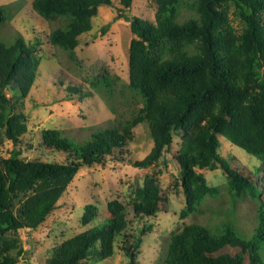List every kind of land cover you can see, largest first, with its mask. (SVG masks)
Listing matches in <instances>:
<instances>
[{
    "label": "trees",
    "instance_id": "trees-1",
    "mask_svg": "<svg viewBox=\"0 0 264 264\" xmlns=\"http://www.w3.org/2000/svg\"><path fill=\"white\" fill-rule=\"evenodd\" d=\"M117 1L115 18L129 22L135 34L128 49V88L142 106L84 141L59 130L42 135L43 144L65 154L62 161L22 156L27 132L22 100L38 73L39 42L29 44L20 34L0 38V145L4 140L13 144L9 156L0 154V264L18 262L24 252L19 230L45 222L80 168L125 153L132 129L143 122L153 145L143 159L130 161L134 167L167 166L173 136L181 139L170 156L179 168L173 187L181 188L185 201L180 219L201 213L207 199L220 196L221 187L208 184L198 170L223 171L229 196L228 208L172 231L155 264H264V187L257 181L264 173V0H152V20L124 13L133 0ZM111 5L113 0L31 1V8L52 25L48 41L70 56L92 30L99 8ZM231 8L238 27L232 24ZM14 14L9 5H0V26ZM92 86L112 94L113 80L104 72ZM65 89L69 100L90 95L78 85ZM219 136L261 164L252 174L231 168L219 152ZM159 174L153 169L134 188L131 213L117 199L109 201L100 221L55 246L44 264H89L91 251L96 260L111 258L118 240L125 264H139L143 242L154 229L149 219L165 208ZM244 197L254 201L250 229L240 226L237 215V201ZM96 217V205H85L82 221Z\"/></svg>",
    "mask_w": 264,
    "mask_h": 264
},
{
    "label": "rangeland",
    "instance_id": "rangeland-1",
    "mask_svg": "<svg viewBox=\"0 0 264 264\" xmlns=\"http://www.w3.org/2000/svg\"><path fill=\"white\" fill-rule=\"evenodd\" d=\"M31 1L0 0V5H9L10 11L15 12L10 21L6 20L0 26V38L9 39L20 34L29 44L39 42L36 46V53L40 56L38 73L29 93L22 100V110L27 114V132L22 136L20 147L26 159L62 161L65 154L43 144L42 135H54L59 130L61 135L84 141L92 131L118 125L142 106L140 97L128 88V49L135 34L129 22L115 18L119 4L113 0V5L99 8L92 19V30L80 38L70 56L48 41L52 25L31 8ZM232 9L229 15L233 26L238 27V21L231 14ZM154 11L155 3L152 0H133L130 9L124 13L152 20ZM103 27L106 30L101 33ZM104 72H108L113 80L112 94L103 88L98 91L92 86L94 78ZM67 85H78L90 95H76L69 100L66 98ZM219 140V152L231 168L243 174H252L261 164L257 158L222 136H219ZM152 145L149 125L143 122L132 129V139L127 143L125 153L109 156L103 163L80 168L57 201V208L45 222L34 230H19L24 252L16 264H44L55 246L100 221L106 215V205L111 200L122 202L131 213L133 190L142 185L144 176L151 174L153 169L160 170L158 181L166 197V201L160 203L165 208L149 219L154 223V229L143 242L139 264H155L161 247L172 231L196 219L203 223L212 211L229 207L223 171L198 170L203 172L208 184L221 187L220 196L207 199L201 213L180 219L179 213L185 201L181 188L173 187L179 168L170 156L180 147L181 139L173 136L167 166L160 162L149 168L134 167L130 161L143 159ZM12 148V142L4 140L0 145V154L7 157ZM257 181L263 188L264 173L260 172ZM87 204L97 207V217L91 222L81 219ZM236 208L240 226L252 228L254 201L244 197L237 201ZM135 225L138 223L133 227ZM114 250L111 258L99 260L91 251L89 264H125L119 240L115 242ZM229 251L234 252L232 249Z\"/></svg>",
    "mask_w": 264,
    "mask_h": 264
}]
</instances>
